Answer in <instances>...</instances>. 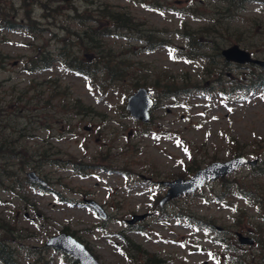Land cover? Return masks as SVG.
Masks as SVG:
<instances>
[{"label":"rangeland","instance_id":"obj_1","mask_svg":"<svg viewBox=\"0 0 264 264\" xmlns=\"http://www.w3.org/2000/svg\"><path fill=\"white\" fill-rule=\"evenodd\" d=\"M230 1L237 5L0 0V21H10L9 12L16 10V20L29 29L0 30V142L8 144L0 151V169L12 174L7 178L0 171V240L9 239L1 258L11 264H29L34 257L39 264H76L44 245L38 248L65 229L108 264H138L130 249L129 255L123 252V236L145 251L137 254L139 264L144 256L161 258V264H247L264 257V85L258 83L264 69L225 62L218 54L237 44L264 59V2ZM65 6L78 11L89 6L90 15L64 24L69 21ZM111 11L134 22L118 25ZM47 12L50 21L41 16ZM61 24L82 33L90 27L92 39L98 34L96 61L91 58L96 40L88 36L85 42L71 38L75 44L64 49L66 54L79 50L72 66L88 65V79L66 71L60 61L53 67L50 60L47 70L39 62L31 67L34 54L52 50V33ZM195 39L197 48L189 49L186 43ZM143 45L146 49H139ZM103 63L120 72L108 74ZM95 66L103 68L92 72ZM244 83L249 84L241 87ZM137 85L146 86L156 100L148 122L133 119L124 107ZM164 85L175 94L165 97L170 93ZM15 154L27 164L18 165ZM237 154L258 162L158 206L166 190L160 179L186 177ZM30 169L49 187L29 184L25 171ZM84 198L103 205L108 217H98ZM132 215L142 218L128 224ZM238 233L255 242L240 244Z\"/></svg>","mask_w":264,"mask_h":264},{"label":"water","instance_id":"obj_2","mask_svg":"<svg viewBox=\"0 0 264 264\" xmlns=\"http://www.w3.org/2000/svg\"><path fill=\"white\" fill-rule=\"evenodd\" d=\"M227 59H233L237 61L249 60L248 55L237 49L236 46L230 47L222 51ZM264 66V61H257ZM151 104V101L147 97V92L143 88H139L134 95L128 98L126 108L130 111L131 115L135 118H141L146 121L148 119L147 110ZM244 158H233L225 162H213L204 169L199 170L194 176L189 179H176L172 182H168L170 188L165 198L161 202L181 193L192 192L196 187L201 186L206 179H214L217 176H222L231 172L238 165L245 163ZM32 179H36L33 172L29 173ZM94 205V204H93ZM96 205V204H95ZM94 205V206H95ZM47 244L54 245L62 248L64 251L71 253L74 257L78 258L84 264H100L94 257L77 241L74 239L60 234L49 238Z\"/></svg>","mask_w":264,"mask_h":264},{"label":"trees","instance_id":"obj_3","mask_svg":"<svg viewBox=\"0 0 264 264\" xmlns=\"http://www.w3.org/2000/svg\"><path fill=\"white\" fill-rule=\"evenodd\" d=\"M95 40H98V38H96ZM112 72H113V70H112Z\"/></svg>","mask_w":264,"mask_h":264}]
</instances>
